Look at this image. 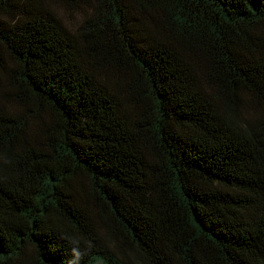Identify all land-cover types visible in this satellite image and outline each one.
Returning a JSON list of instances; mask_svg holds the SVG:
<instances>
[{
	"label": "trees",
	"instance_id": "obj_1",
	"mask_svg": "<svg viewBox=\"0 0 264 264\" xmlns=\"http://www.w3.org/2000/svg\"><path fill=\"white\" fill-rule=\"evenodd\" d=\"M88 5L0 0V264H264V0Z\"/></svg>",
	"mask_w": 264,
	"mask_h": 264
},
{
	"label": "rangeland",
	"instance_id": "obj_2",
	"mask_svg": "<svg viewBox=\"0 0 264 264\" xmlns=\"http://www.w3.org/2000/svg\"><path fill=\"white\" fill-rule=\"evenodd\" d=\"M51 9L56 13V15L62 20V22L70 27L75 29V27L82 21L84 15L89 11L90 6L88 3L90 0H86L78 6H66L60 0H47ZM2 93L0 94V102L4 105H9L14 103L10 97L9 88L2 84L1 86Z\"/></svg>",
	"mask_w": 264,
	"mask_h": 264
}]
</instances>
